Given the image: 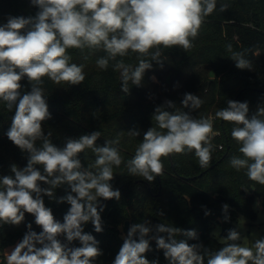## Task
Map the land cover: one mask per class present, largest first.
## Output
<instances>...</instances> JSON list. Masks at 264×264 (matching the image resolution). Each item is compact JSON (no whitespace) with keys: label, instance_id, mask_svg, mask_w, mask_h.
I'll return each instance as SVG.
<instances>
[{"label":"clouds","instance_id":"9594fccd","mask_svg":"<svg viewBox=\"0 0 264 264\" xmlns=\"http://www.w3.org/2000/svg\"><path fill=\"white\" fill-rule=\"evenodd\" d=\"M30 4L38 9L34 16H9L0 24V101L8 111L14 110L6 135L27 154L25 167L12 164V175L0 177V223L19 225L28 213L42 231L37 233L28 224V231L5 261L94 264L103 252L99 241L85 232L83 225L91 222L95 232H102L101 200H120V191L114 190L110 181L113 168L124 162L113 146L119 144L122 133L103 146L97 144L99 131L66 138L62 147L54 144L52 133L45 134L42 127L51 119L42 87L44 78L55 84L79 85L85 80L83 65L72 63L68 50L103 49L106 55L97 59L98 68L107 70L111 62L113 70L120 72L121 91L128 94L129 82L141 86L153 62L163 67L162 48L188 51L194 46L206 17L216 10L217 0H30ZM227 8L226 3L220 5L222 12ZM130 52L137 54L136 66L122 59ZM231 59L238 69L251 70L243 53L232 52ZM25 78L31 90L22 93L21 81ZM202 103L200 97L185 93L182 107L197 110ZM215 117L236 125L231 136L241 156L231 158V167L236 171L246 169L251 181L264 185V105L249 116L247 102L227 100V107L218 110ZM152 120L155 126L144 132L135 155L127 162L130 175L151 183L163 175L162 158L186 152H194L200 167H209L213 151L210 118L180 111L169 100L155 108ZM128 135L139 136L140 132L130 130ZM37 141L41 142L39 146ZM87 149L95 160L85 166L80 154ZM64 185L66 194L56 197V189ZM45 196L70 206L63 222L46 207ZM222 211L227 222L229 205L224 204ZM210 214L205 211L206 216ZM153 240L168 264H264V237L249 247L238 243L239 231L229 229L223 246L213 251L203 243H189L199 240L195 230L164 223L152 225L149 220L130 225L113 264H159V259L146 258ZM74 241L79 246H72Z\"/></svg>","mask_w":264,"mask_h":264},{"label":"trees","instance_id":"16d2710c","mask_svg":"<svg viewBox=\"0 0 264 264\" xmlns=\"http://www.w3.org/2000/svg\"><path fill=\"white\" fill-rule=\"evenodd\" d=\"M222 3L228 4L223 12L220 11ZM37 11L30 0H0V24L9 16L27 18ZM193 45L188 51L181 47L162 48L163 67L153 62L152 68L145 71L141 86L129 82L128 94L121 91L120 72L113 70L111 62L107 70L98 68L97 59L106 55L103 49L68 50L71 62L83 65L85 80L79 85L55 84L44 78L42 87L51 119L44 121L42 127L45 134L52 133L54 144L62 147L66 138H79L99 131L101 136L97 144L103 146L105 141L115 140L122 133L119 144L113 146L119 149L124 162L113 168L114 178L110 181L113 189L120 191V200H101L104 206L100 213L102 232H95L91 222L83 225L84 231L99 241L98 246L103 252L94 264H113L126 235L125 221L130 225L144 220H149L152 225H168L171 218L175 222L173 226L198 233L199 240L189 243H203L215 251L224 244L212 235L215 220L221 222L219 237L223 240L229 229H236L240 214L255 219V201L264 209V185L251 181L246 169L236 171L231 167V158L241 156L239 145L231 136L236 125L215 117L218 110L227 107V100L247 102L249 107L264 105V0H217L216 10L206 17ZM228 45H231V51ZM232 52L243 53L251 63V70L238 69L231 59ZM122 59L126 64H138L135 53L130 52ZM21 83L22 93L31 90L27 78ZM185 93L200 97L201 107L197 110L183 108ZM169 100L178 110L190 112L196 118H214L212 158L209 167L202 168L194 152L172 154L162 158L163 175L149 183L130 175L127 162L135 155L144 132L155 126L152 120L155 108ZM13 115L14 110L8 111L5 103L0 101V177L12 175V164L21 168L27 164V154L6 135ZM130 130H138L140 135L129 136ZM40 143L37 141V146ZM80 159L88 166L94 163L95 156L87 149L80 154ZM66 188L64 185L56 189V197L65 195ZM214 200L218 209L212 207ZM44 202L55 219L63 222L70 206L58 204L47 196ZM224 204L229 205L227 222L220 219L222 214L224 216ZM205 211L211 214L206 216ZM28 224L32 225L33 231H42L35 224L34 216L28 213L19 225L0 223V264H6L3 249L20 242L28 231ZM60 239L67 243L63 236ZM150 244L152 251L146 253V258L168 264L163 251L157 250L155 241ZM72 246H79V242L74 241Z\"/></svg>","mask_w":264,"mask_h":264},{"label":"rangeland","instance_id":"374dc122","mask_svg":"<svg viewBox=\"0 0 264 264\" xmlns=\"http://www.w3.org/2000/svg\"><path fill=\"white\" fill-rule=\"evenodd\" d=\"M256 111H257V107L250 106L249 107V116H251ZM210 119L212 120V122H214L213 117L210 116ZM257 202L258 201H255L253 204V209L255 212V219L254 220H251L250 218L246 217L245 215L240 214L237 218V222L235 223L236 229L241 234L240 244L246 245L249 247H252L257 239L264 237V209H261L260 206H257ZM212 207H214L215 209H218V207H219L218 203L215 200L212 202ZM235 214H237V213H235ZM223 217L224 216L222 214V217H220V219L222 221L224 220ZM219 221H220L219 219L215 220L214 225H213L214 231H213L212 235H213V237H215L219 241V243L222 244V243H224V241L222 239H220V237H219V234L221 231V222H219ZM174 224H175V222L170 218L168 225L173 226ZM17 228H18V226H17ZM17 243H19V242L16 241L14 244H11L10 246H7L6 248L3 249L4 258L6 257L8 252H10L12 249H14V247L17 245ZM0 255L2 256V253Z\"/></svg>","mask_w":264,"mask_h":264},{"label":"water","instance_id":"95a60500","mask_svg":"<svg viewBox=\"0 0 264 264\" xmlns=\"http://www.w3.org/2000/svg\"><path fill=\"white\" fill-rule=\"evenodd\" d=\"M171 167H172V169H174L173 164H171ZM129 227H130V222L129 221H125L124 224H123V230H124L125 234H127Z\"/></svg>","mask_w":264,"mask_h":264},{"label":"built area","instance_id":"2783aa9c","mask_svg":"<svg viewBox=\"0 0 264 264\" xmlns=\"http://www.w3.org/2000/svg\"><path fill=\"white\" fill-rule=\"evenodd\" d=\"M219 149H222V146H219Z\"/></svg>","mask_w":264,"mask_h":264}]
</instances>
